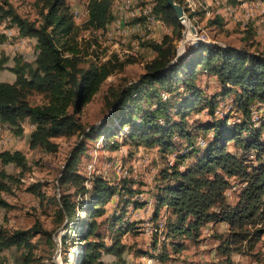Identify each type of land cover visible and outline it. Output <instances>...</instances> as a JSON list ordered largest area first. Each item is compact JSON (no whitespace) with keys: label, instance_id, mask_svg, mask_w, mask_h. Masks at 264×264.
Instances as JSON below:
<instances>
[{"label":"trees","instance_id":"16d2710c","mask_svg":"<svg viewBox=\"0 0 264 264\" xmlns=\"http://www.w3.org/2000/svg\"><path fill=\"white\" fill-rule=\"evenodd\" d=\"M176 1L181 4V0ZM230 2L237 5L235 0ZM112 3L113 0H88L85 27L98 31L113 23ZM33 4L40 19L30 21L19 16L8 0H0V22L10 20L20 38H30L35 54L32 61H26L21 54H0V125L21 135V124L32 123L35 128L28 137L29 147L48 153L57 151L54 138L79 136L58 179L59 187L71 186L74 191L61 194L55 211L60 224L66 220L63 242L72 235L73 248L80 247L75 264H127L123 257L127 246L121 243L119 234L132 228L121 226L120 233L108 244L101 228L114 230L121 217L111 215L101 221L97 218L105 215V206L112 196L132 197L135 192L126 184L120 188L110 185L102 175L86 178L77 170L88 143L103 140L106 146L117 148L114 138L125 127L129 128L125 140L137 147L157 145L166 153L177 149V138L183 145L176 152L177 161L161 171L164 185L155 195L153 219L158 218L161 208L169 211L166 238H196L203 226L225 223L227 231L216 236L217 252L224 256L222 264H232V254L254 250L264 237V143L261 141L264 123L260 127L252 124V105L256 102L264 106V51L251 53L199 42L177 56L171 37L148 42L155 56L146 63L144 73L135 83L109 87L105 96L109 115L98 125L85 126L79 122L78 115L121 65L107 61L81 67L83 58L76 40L79 29L68 0H34ZM152 6L158 20L165 21L174 31L179 30L180 35L183 26L166 0H154ZM5 41L0 36V44ZM5 62L7 65L3 66ZM3 72L14 74L12 80L6 81ZM202 73L216 78L223 98L234 95L233 101L243 114L241 123H229V115L222 119L214 116L216 103L206 100L197 84ZM164 93H168V98H163ZM35 94L42 97L41 104L30 103V97ZM202 101L214 120L198 126V132L193 134L186 129V118ZM199 135L206 140L204 147L197 144ZM230 143L236 148L234 152L228 150ZM252 152L257 163L251 161ZM190 156L191 161L182 167ZM9 165L25 171L24 154L0 152V194L10 192V185L19 181L5 170ZM86 182L90 183L89 188ZM234 185L237 188L232 191ZM28 191L43 198L38 185H31ZM228 192H235V201L228 200ZM74 195L78 200L73 199ZM0 206L7 204L0 199ZM41 232L37 225L13 231L0 227V264L6 260L3 253L11 247L23 249L24 262L30 264L32 238ZM75 239L79 243L75 244ZM175 244L172 241L176 250L183 248ZM103 255L113 256L114 260L105 261Z\"/></svg>","mask_w":264,"mask_h":264},{"label":"rangeland","instance_id":"374dc122","mask_svg":"<svg viewBox=\"0 0 264 264\" xmlns=\"http://www.w3.org/2000/svg\"><path fill=\"white\" fill-rule=\"evenodd\" d=\"M135 1L138 5L136 8L145 9L144 7L150 6L149 4H152L154 0ZM260 1L262 0H235L234 4L246 2L252 6ZM8 2L22 18L30 21L40 19L38 10L33 4L34 0H8ZM68 2L71 4L72 11L77 10L78 12L74 21L79 29L76 40L83 58L80 66L86 68L91 63L99 65L107 61H111L113 65H121L103 82L99 92L91 98L78 115L79 122L85 126L98 125L109 115L105 105V96L109 87L117 88L135 83L144 73L146 63L155 56L147 46V43L152 40L161 42L164 37H171L179 56L199 42L246 49L251 53L264 51V12L261 11L253 12L251 19L246 20L244 10H238L237 16L235 14L224 15L223 8L217 6L215 2L212 3V0H181L180 5L184 8V17L183 20H179L183 26L180 35H178L179 30L174 31L173 27L163 20L148 29V32L145 27L143 35H141L142 32L139 35L133 33L126 35L117 26H108L98 31L87 29L85 21L87 20L88 0H68ZM117 2L121 3L119 0H113L112 3L113 22L116 19L115 22H119L122 26L124 19V24H131L132 20L128 14L121 15L123 11L120 12L121 10L115 7ZM3 26L0 29L10 27L8 24ZM17 34H13L10 47L3 53L21 54L26 61H32L35 55L34 42L27 37L21 41L19 39L21 36L18 37ZM2 64L7 65L6 62ZM4 74L6 81H11L14 75L11 72ZM197 84L203 91L205 99L216 103L214 114L216 118L222 119L229 115V123L242 122L243 114L233 101L234 95L223 98L214 76L202 73L197 79ZM182 90L183 86L180 88V91ZM163 98H168V93H164ZM29 100L33 105L43 102L38 94L32 95ZM255 104L261 103L255 102ZM254 105H252V110ZM263 114L261 113L262 119L259 117L256 123L252 122L254 127H260L264 123ZM173 117L177 119L174 115ZM213 120L214 117L208 114L205 101H202L186 118V129L194 134L198 132V126ZM21 125L23 134L18 135L12 131H6L5 145H0V152L21 151L27 162V169L23 172L11 165L5 167L7 173L14 175L19 181L10 185V192L0 194V199L7 204V207L0 206V227L10 231L27 230L35 225L41 227L42 232L32 238L34 248L33 260L30 264H66L67 262L75 264L80 247L73 248L72 235L65 243L63 242L66 220L60 224L55 211L57 205L60 204L61 194L74 191L71 186L59 187L58 179L79 136L77 134L62 135L54 138L53 141L58 145L57 151L48 153L40 148L31 149L29 147L28 137L35 125L26 121ZM128 132L129 128L125 127L114 138L118 145L117 148L106 146L103 140L88 143L86 154L81 158L77 167L78 173L86 178L102 175L110 185L120 188L126 184L135 192L132 197L128 194L112 196L105 206V215L97 218V221H101L106 216L111 217L112 215L121 217V221L124 222L123 225L121 221L118 222L114 230H107L105 226L101 228L105 242L110 244L112 239L120 233L118 229L121 226L130 227L132 229L119 234L121 243L127 246L123 253L127 264H222L224 256L217 252L219 241L216 236L227 231L225 223H209L203 226L196 238L183 236L171 240L166 238L165 228L166 219L170 216L168 209L161 208L158 218L153 219L156 209L155 195L157 189L164 185L160 173L177 161L176 152L180 151L183 146L179 144V138L176 139L177 149L163 153L157 145L135 146L131 141L125 140ZM261 141L264 143V128ZM197 144L200 147L206 145V140L202 135L197 137ZM235 149L232 143L228 144V150L234 152ZM191 159V156L188 157L182 167L187 165ZM262 159L264 160V153ZM251 161L257 163L253 152ZM31 185L39 186L43 198L28 191ZM234 186L236 189L237 185ZM86 187H90L89 182H86ZM227 197L230 202L236 200L235 192H228ZM73 199L78 200V196L74 195ZM48 236H50L49 239ZM172 241H175V245H182L183 248L176 250L177 248L171 245ZM74 243L79 242L75 239ZM263 251V244L259 242L251 252L232 254L231 262L232 264H264V258L261 255L263 253L264 256ZM259 252L262 253L259 254ZM23 253V249L11 247L3 253L6 258L3 264H26ZM162 255L165 256L162 258ZM102 258L105 261L114 260L110 255H103Z\"/></svg>","mask_w":264,"mask_h":264},{"label":"bare ground","instance_id":"6f19581e","mask_svg":"<svg viewBox=\"0 0 264 264\" xmlns=\"http://www.w3.org/2000/svg\"><path fill=\"white\" fill-rule=\"evenodd\" d=\"M119 1H121V3L119 4L117 2L118 4L115 7L118 8L117 10H121L123 12L126 9L129 8V2H131V11H129V17L131 18L132 23L129 24V27H132V32L128 31V28H127L126 24H124L123 22H122V26L119 24V22H115L116 19H115V21L113 23L109 24L108 26H112V27L117 26L118 28H120V31H122L123 34L127 35V34L133 33V34H138L139 35L142 32L141 35H143V30L145 29V27L147 28V32H148V29H151V27L154 26L155 23L157 24V23L160 22L158 20V18L153 13L152 4H149L150 6H148V7L145 6L144 7L145 9H143V8L138 9V8H136V5H137L136 3L137 2L136 1L134 2V0H119ZM212 1H213L212 3L215 2L217 6L219 5L220 7L223 8L222 11H223L224 15L225 14H229V15L235 14V16H237V13H238L237 11L238 10H242V4L233 5L230 2V0H212ZM183 10H184V8H183ZM243 10H244L245 15H246V20L248 18H250L251 16H253V12H257V11L264 12V0H262V1L258 2V3H255L252 6H250V5L246 4V2H244V9ZM73 12H74V17L76 18V16L78 15V12H77V10H75ZM224 15H223V18H224ZM80 17H81V15H80ZM135 21H138V22L134 23ZM7 24L10 25L9 29H3V28L0 29V36H4L6 38V41L0 44V53L6 52L5 50L8 47H10V43H12L11 39L13 37V34H17L18 33L17 36L18 37L20 36L18 29L11 25L10 20H7V21L5 20L3 22H0V27H2L3 25L5 26ZM108 26L106 28H108ZM112 27H111V29H112ZM142 27H144V28H142ZM14 37H15V35H14ZM131 37H132V35H131ZM19 39L21 41H23L22 40L23 38L19 37ZM258 107L262 108V113H264V106L259 105ZM259 117L262 119L261 115ZM259 117L255 120V112L253 110V113H252L253 123L254 122L256 123L258 121ZM6 131L7 130L3 126L0 125V145H5L4 141H6V138H5V132ZM233 190H235V187L233 188ZM261 243L263 244V248H264V237L262 238Z\"/></svg>","mask_w":264,"mask_h":264},{"label":"water","instance_id":"95a60500","mask_svg":"<svg viewBox=\"0 0 264 264\" xmlns=\"http://www.w3.org/2000/svg\"><path fill=\"white\" fill-rule=\"evenodd\" d=\"M166 2L167 5L175 11L176 17L179 20H183L184 17L183 7L176 0H166ZM192 30H194L193 27ZM177 56H179V54Z\"/></svg>","mask_w":264,"mask_h":264},{"label":"built area","instance_id":"2783aa9c","mask_svg":"<svg viewBox=\"0 0 264 264\" xmlns=\"http://www.w3.org/2000/svg\"><path fill=\"white\" fill-rule=\"evenodd\" d=\"M135 2V0H134ZM242 4V10L244 9V2H241ZM129 11H131V2H129V8L126 9L124 12L128 14L129 17ZM156 24V23H155ZM128 28V31L132 32V27H129V24L126 25ZM28 38V37H27ZM26 39V38H25ZM254 112H255V120L261 115L262 113V108H259L256 104L254 105Z\"/></svg>","mask_w":264,"mask_h":264},{"label":"crops","instance_id":"0c3cea01","mask_svg":"<svg viewBox=\"0 0 264 264\" xmlns=\"http://www.w3.org/2000/svg\"><path fill=\"white\" fill-rule=\"evenodd\" d=\"M120 12H122V11H120ZM121 15H123V16H125L126 15V13L125 12H122V14ZM121 15H119V17H123V16H121ZM123 23L125 22V20L123 19V21H122Z\"/></svg>","mask_w":264,"mask_h":264}]
</instances>
